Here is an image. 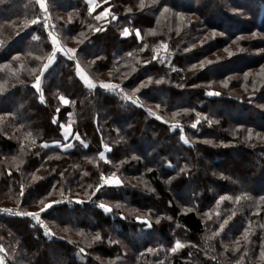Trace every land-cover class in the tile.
Listing matches in <instances>:
<instances>
[{
  "label": "trees",
  "instance_id": "16d2710c",
  "mask_svg": "<svg viewBox=\"0 0 264 264\" xmlns=\"http://www.w3.org/2000/svg\"><path fill=\"white\" fill-rule=\"evenodd\" d=\"M94 2L91 11L89 0H47L57 40L77 51L55 54L37 92L53 54L46 28L31 22L38 4L0 0V205L82 201L40 214L48 237L31 217H0L5 264H264V0ZM161 43L167 52L153 60ZM101 173L121 184L97 191Z\"/></svg>",
  "mask_w": 264,
  "mask_h": 264
},
{
  "label": "snow or ice",
  "instance_id": "6c2138e0",
  "mask_svg": "<svg viewBox=\"0 0 264 264\" xmlns=\"http://www.w3.org/2000/svg\"><path fill=\"white\" fill-rule=\"evenodd\" d=\"M89 2H91V0H89ZM157 0H153V3H156ZM36 3H38L40 5V8L45 12L47 13L48 12V7H47V4L45 2V0H36ZM141 7H143V0H141ZM164 12H167L169 11V9L167 7H165L163 9ZM107 13H102L100 16H97L96 19H101V18H104V16L106 15ZM113 19H116L115 16L112 17ZM33 24H36V23H39V20L38 19H33L31 21ZM47 25H45L46 27ZM95 31H103L102 28H97L95 29ZM51 36V42H52V45H53V54L51 56L48 57V63L44 64L43 65V68L40 70V75H37L35 77V83L33 85V87L37 90V92L40 91V88H41V77L43 76L44 74V71H46L48 69V67L50 66V64L55 60V54L56 52H62L65 56H68L69 59H72L75 55H76V49H67L66 51L63 49V48H60L58 47V40L56 38V36L52 35L51 33L49 34ZM130 35V30L128 28H124L123 29V36L124 37H128ZM253 35H255V33H253ZM136 37L139 38L140 37V31L137 30L136 31ZM145 47H147L145 45ZM160 49H163L165 52H167V49H168V45L166 43H161L160 46H159V49L157 48H154L153 49V52H154V55L152 56V59L153 60H156L158 58L160 59H163V57H159V50ZM227 51V49H225ZM129 55H131V53H129ZM229 55H231V53H229ZM145 63H148V61H145ZM207 63L211 64L213 63L212 61H207ZM204 66V62L201 61L200 63V67L203 68ZM77 69H78V75H80L84 81V83L86 85H88L90 88H95L96 87V84L93 83L92 80H90L86 75L83 74L82 70H80V66H79V63H77L76 65ZM193 67H196L195 65H193ZM175 71V69H173ZM260 73L261 75H264V65L261 66L260 68ZM245 78H247V74L245 76ZM151 82V80H149V83ZM157 84H160L162 83V80H157L156 81ZM145 85L143 83H141L140 87H144ZM226 86V85H225ZM100 87L103 88V89H109V90H117V89H120V85H117V84H112V83H104V82H101L100 83ZM122 90V89H121ZM135 91H139V88L135 89ZM207 95L209 96H212V95H216V96H219L220 93L219 92H208L206 93ZM41 99H43V97H41ZM61 101L67 105L69 103V101L67 99H65L63 96L60 97ZM126 99H132V97L130 96H126ZM135 102V101H134ZM57 113H59V109L56 110ZM151 114V112H150ZM157 119H159V117H157ZM52 123L55 124L57 123V118H53L52 120ZM200 123V121L197 119L193 124H192V127L195 128L198 124ZM63 127V126H62ZM175 127V125L173 126ZM69 131L67 129L64 130V135L65 137H67L69 135ZM29 135H31L29 133ZM251 130H249V139H251ZM259 135V134H257ZM77 139H79V136H77ZM187 142V141H185ZM72 147L71 145H65V148H70ZM85 147H87V145H85ZM106 150H109L107 148V146H105ZM100 158L101 159H104L105 162L107 163L108 161L106 160L105 158V153L104 152H101L100 154ZM135 158V157H134ZM181 171H184L183 169H181ZM9 175H11V173H9ZM62 175V174H61ZM101 181H102V184L101 185H98L97 186V191H99L100 187H102L104 184H107L109 186H119L121 184V181L119 178L116 177L115 173H113L110 177H107L105 176L103 173H101V177H100ZM94 194V193H93ZM20 195L23 196L24 195V188L23 186H21V191H20ZM227 197L226 196H220L219 198V202H222L223 200H225ZM261 201H264V196L260 197ZM237 201H239V197H237ZM77 202H82V201H77ZM41 203H43V201H41ZM56 203H60L59 201H53L49 204H45L43 208L40 209V212H36V213H33V212H20L18 213L19 215H23V216H28V217H31L33 218L34 220H36L37 222L40 221V213L44 212L45 210L49 209V208H52L53 204H56ZM100 208L104 209L105 211H111V208L105 204H100L99 205ZM117 207H119V205H117ZM3 212L5 213H8V214H11L12 213V210L11 209H3L2 210ZM207 215V213H206ZM217 215H219V213H217ZM140 219V218H138ZM144 223L148 224L149 227H151V224L150 222L148 221H143ZM159 221H157L158 223ZM224 223H227V221H225ZM223 224L220 226L221 227V230H223ZM48 234L50 235V231L48 232ZM243 236H244V239L246 241H248L249 239V232L246 230L244 233H243ZM102 238L100 236L99 233H96V235L93 237V240L95 241H100ZM237 245L239 244V241H236ZM184 245L179 241L177 240L175 242V246L171 248V252L172 253H176L179 249H181ZM237 251L239 250V248L237 247L236 249ZM81 252L84 251L83 248L80 249ZM149 252H152L153 250L152 249H148ZM4 252V249L2 247H0V253H3ZM260 257L261 259H264V240L261 241V245H260ZM0 264H5V260L3 258V256H0Z\"/></svg>",
  "mask_w": 264,
  "mask_h": 264
},
{
  "label": "rangeland",
  "instance_id": "374dc122",
  "mask_svg": "<svg viewBox=\"0 0 264 264\" xmlns=\"http://www.w3.org/2000/svg\"><path fill=\"white\" fill-rule=\"evenodd\" d=\"M95 0H91V4H90V10L91 11H94V10H96V2H94ZM45 2H46V4H47V0H45ZM38 4V3H37ZM38 7H39V13H38V16L35 18V19H38L39 20V24L40 23H42V25H43V27H45V25H47L45 28H46V30H47V32L50 34H52V35H54V36H56V38H57V36H58V32H57V30H58V27L57 26H55V24H56V22H54L55 21V19L53 18V16L51 15V13H49V11L47 12V13H45L41 8H40V5L38 4ZM48 7V6H47ZM210 10V12H213V9L211 8V9H209ZM107 13L105 16H104V18H106L108 15H109V8H105L104 10H102L101 11V13L100 14H98V16H100L102 13ZM102 19V18H101ZM55 23V24H54ZM36 24H38V23H36ZM55 29H56V31H55ZM59 31V30H58ZM50 39H51V36H50ZM53 46V45H52ZM58 47H60V48H62V45L60 44V42L58 41ZM64 48V47H63ZM57 53V52H56ZM232 66L233 67H235V65L234 64H232L231 66H227V68H232ZM81 69V68H80ZM211 75H212V72L210 73ZM84 75H85V73H84ZM234 78V77H233ZM59 103L62 105V106H64L65 104L61 101V99H60V97H59ZM68 105V104H67ZM152 114L155 116V117H159V118H163V116L162 115H159V114H157V112L156 111H152ZM161 116V117H160ZM68 125V124H67ZM60 126L62 127V130H65V124L64 123H61L60 124ZM61 129V128H60ZM66 129L69 131V135L67 136V137H65V135H63L64 136V138L63 139H69L70 138V136L72 135V127L70 128V127H68V126H66ZM117 178H119L118 176H116ZM107 185V184H106ZM68 200V201H79V200H77V198H75V197H73V196H71V195H69V193H66L65 194V196L62 198V200H55V201H59L60 203H56V204H61V203H63V202H65L64 200ZM49 204V203H48ZM0 206H5V205H0ZM6 207H9V206H6ZM21 212V211H20ZM23 212V211H22ZM27 212H33V213H36V212H40V210H37V211H32V210H28ZM41 214V213H40ZM34 222L36 221V220H33ZM37 222V221H36ZM39 222H42V223H44L45 224V226L47 227V230H49L50 231V233H51V228H50V226L48 225V223L45 221V220H43L42 218H40V221ZM51 235V234H50ZM49 235V236H50ZM111 239V238H110ZM108 243V245L110 244L109 242H107Z\"/></svg>",
  "mask_w": 264,
  "mask_h": 264
},
{
  "label": "built area",
  "instance_id": "2783aa9c",
  "mask_svg": "<svg viewBox=\"0 0 264 264\" xmlns=\"http://www.w3.org/2000/svg\"><path fill=\"white\" fill-rule=\"evenodd\" d=\"M64 128L66 129V127H64ZM61 132H62V135H64V130H62V127H61ZM3 209H11L12 213L11 214L5 213V212L2 211ZM18 213H20V210L18 208L0 206V217H3V218H17V217L21 216ZM34 224L40 229V231L42 232V235H44L45 237L49 236V234H48L49 230H47V227L45 226L44 223L35 221Z\"/></svg>",
  "mask_w": 264,
  "mask_h": 264
},
{
  "label": "crops",
  "instance_id": "0c3cea01",
  "mask_svg": "<svg viewBox=\"0 0 264 264\" xmlns=\"http://www.w3.org/2000/svg\"><path fill=\"white\" fill-rule=\"evenodd\" d=\"M80 76V75H79ZM81 77V76H80ZM82 78V77H81Z\"/></svg>",
  "mask_w": 264,
  "mask_h": 264
}]
</instances>
